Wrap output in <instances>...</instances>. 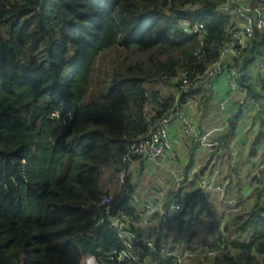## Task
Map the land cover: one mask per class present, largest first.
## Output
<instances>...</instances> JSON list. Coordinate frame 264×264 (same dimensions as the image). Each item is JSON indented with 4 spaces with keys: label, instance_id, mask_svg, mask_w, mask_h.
I'll return each mask as SVG.
<instances>
[{
    "label": "trees",
    "instance_id": "1",
    "mask_svg": "<svg viewBox=\"0 0 264 264\" xmlns=\"http://www.w3.org/2000/svg\"><path fill=\"white\" fill-rule=\"evenodd\" d=\"M222 2L0 0V264H80L84 255L98 264H133L107 259L120 240L100 221L103 207L97 206L106 196L113 214L125 212L128 222L141 219L130 163L113 194L105 176H117L124 168L127 142L146 132L152 113L159 115L172 104L173 95L161 96L149 85L164 82L163 75H174L180 68L200 72L217 59L233 24L232 16L219 10ZM180 18L201 21L207 28L199 59L196 37L181 32ZM141 31L149 33L152 49L132 62L122 55L109 87L81 103L97 55L117 43L121 49L144 52L134 36ZM256 60L264 69V33L258 30L237 62V82L253 94L251 64ZM65 67L72 73L63 81ZM257 82L264 85V73ZM196 91L194 87L188 93ZM249 111L258 123L252 150L264 142V109L246 103L230 115L229 130L219 137L220 143ZM260 183L261 179L242 200L238 196V207L223 225L211 193L198 187L184 190L180 211L172 218L163 215L167 224L175 220L183 230L182 238L171 237L167 246L188 244L203 222L206 236L201 244L213 249L224 244L218 255L203 257L210 264H264ZM177 190L172 199L183 188ZM156 213L153 216L163 217ZM224 232L247 238L228 240ZM153 233L154 248L145 256L152 252L157 257L162 244ZM158 261L163 263L160 257Z\"/></svg>",
    "mask_w": 264,
    "mask_h": 264
},
{
    "label": "built area",
    "instance_id": "2",
    "mask_svg": "<svg viewBox=\"0 0 264 264\" xmlns=\"http://www.w3.org/2000/svg\"><path fill=\"white\" fill-rule=\"evenodd\" d=\"M219 10L235 17L232 18L233 24L227 29L217 59L206 65L200 72L194 73L193 70L180 68L174 75H163V81L174 86L172 104L159 115L152 113L146 132L127 142L126 153L123 157L124 168L119 170L116 176L118 184L123 182L125 164L131 163L132 157L135 156L138 159L153 163H158L164 157L166 151L170 148L169 131L174 125H177V128L186 137L194 138L202 149L213 150L219 147V137L229 130V117L233 111L231 113L230 111L226 112L219 124L214 127L198 131L193 116L187 112L182 101V98L198 82L215 77H221L224 80L228 92L220 103L222 109L226 108L231 98L235 99L237 105L248 103L261 105L264 109V85L258 87V94L255 98L252 92H248L245 87L237 82V62L240 60L248 42L252 39L255 30L264 33V0H223ZM178 25L182 33L196 37L197 58L199 59L203 54L202 50L207 37L205 24L197 20L180 18ZM120 49V44H115L112 48V54L113 51L115 53ZM237 92H240V94L236 95ZM194 94L199 95L198 93ZM196 185L211 194L214 192L219 193L220 200L222 199L223 189L211 176L200 177L197 179ZM181 187L182 184L177 183L175 192ZM184 196L185 191H179V195L170 204V210L180 211ZM165 198L166 196L162 190L157 191L155 197L149 201H143L133 196L136 206L142 211V221L144 223H149V220L157 212ZM106 199L108 198L103 196L97 205L99 208L103 207L100 221L106 222L120 240V245L110 250L107 259L127 260L133 264H145L146 251L154 248L153 239L148 235L131 230L128 226V215L123 211L113 214L109 207L110 202ZM223 247L224 244H221L219 249L208 247L204 251L195 253L190 250L181 251L170 249L167 245H160L157 249V256L174 264H185L187 260H191L195 256L200 258L218 255ZM90 259H94V257L84 255L80 264H90Z\"/></svg>",
    "mask_w": 264,
    "mask_h": 264
},
{
    "label": "crops",
    "instance_id": "3",
    "mask_svg": "<svg viewBox=\"0 0 264 264\" xmlns=\"http://www.w3.org/2000/svg\"><path fill=\"white\" fill-rule=\"evenodd\" d=\"M234 17L235 16H232V18ZM253 65L254 62L251 64V67H253ZM263 73L264 69L260 70L257 75L258 78ZM251 82L255 86L254 92L258 94L257 91L260 84L256 81L255 75L251 76ZM165 83V86H161L159 82L155 83L154 89L158 90L159 95L161 96H172L174 91L173 84L168 82ZM166 87L167 89H165ZM195 87L198 88L196 93L199 95L196 96L195 94L187 93L182 98V101L185 104L187 112L193 116L194 123L198 131H202L205 128H212L219 124L226 112H234L238 106L235 99L231 98L229 99L225 109L220 107V103L226 97L228 92L227 86L221 77L200 81ZM238 94H240V92L236 93V95ZM249 105L255 106L258 110L263 109L261 105ZM245 120L248 121L249 126L244 123ZM257 130L258 123L254 120L253 113L249 111L246 116L237 122L236 129L230 138L223 143H220L218 147L219 149L215 152V164L211 167V175L215 178L214 180H216V182V176L221 178L220 186L223 189V196L220 200V194L214 192L217 196L214 199L213 196H211V199L215 203L217 213L222 219V225L225 223V218L238 207V196H240V200H242L246 196L250 195L257 186L259 179H261L262 182L259 186H264V142L259 141L254 146L253 150L251 147L252 138L256 134ZM246 139H248L247 148H249V156L240 157L236 151L237 145L239 142ZM169 141L170 148L166 151L164 157L158 163L141 159L134 160L129 165V171L132 174V180L134 181V179H136L137 181V183L133 182L135 188L133 196L143 201H149L155 197L157 191L162 190L166 198L157 210V213L159 214H156L158 216L167 214L170 218H172L176 214L175 211L170 210V204L174 200V198L172 199L171 197L172 193L175 192V185L177 183H181V188H183V190H186L187 192L192 191L197 188L196 181L199 177L204 176L203 173L207 170L209 163L214 162L209 161L212 156L209 160L207 158L209 157V153L211 151L200 148L196 140L192 137L188 138L182 134L177 128V125L171 127L169 131ZM225 151L230 153L229 158L224 154ZM249 162H252V164H249ZM214 173L215 176L213 175ZM243 173L246 175L250 174L252 177L251 182L247 183L246 186L244 185V181L242 179ZM218 201H221V203L218 204ZM128 223L131 230L148 235L152 239H154L155 235L153 232H157L158 236L162 240L161 245H167V242H169L173 236L181 237L183 235V230L178 229L176 221L173 220L167 224L165 216L161 218L153 216L147 224L142 221L141 215L140 220L130 219ZM205 233L206 231L202 232L204 236H206ZM197 236L198 233L189 241L188 244L184 243L182 246L177 248V250H191L187 248V245L193 247L194 249L191 251L195 253L206 250L208 248L207 246L201 247V244L196 245L191 243L198 239ZM234 236L240 240L247 238L246 234H234ZM228 250L232 253L236 252L235 249L231 250L228 248ZM151 253L152 252H149L145 256V264H159V257H156ZM261 257L262 256H259L260 259ZM202 258L203 257L198 258L195 256L193 259L187 260L185 264H203ZM162 261V264H174L168 260L162 259ZM95 262V258L89 260L90 264H94ZM96 264L98 263L96 262Z\"/></svg>",
    "mask_w": 264,
    "mask_h": 264
},
{
    "label": "rangeland",
    "instance_id": "4",
    "mask_svg": "<svg viewBox=\"0 0 264 264\" xmlns=\"http://www.w3.org/2000/svg\"><path fill=\"white\" fill-rule=\"evenodd\" d=\"M134 36L137 39L141 40V43H142L141 46L144 49H146V50L144 52L143 51H137L136 53H133L130 49H128L125 46L124 49H120L119 51H117L115 53L113 51V54H112V49H108L106 51H103V52L99 53L97 55V57L95 58V60H94L93 70H92V73H91V75L89 77V86H88V89H87L85 95L80 100L81 103H83L84 101H87L91 96L97 95L100 91L106 90V88L109 87L110 78H111L112 72H113V68L112 67L115 66L114 62H117L118 59L120 60L122 58V55L127 56L128 57V61L132 62V61L136 60L137 58H140L141 56L145 55L147 52H149L152 49L151 48L153 46L152 45V40H151L150 35H149L148 32H145V31L136 32ZM251 68H252L251 74L255 75V78H256V81H257V78H258L257 75H258L259 71L263 69V65H262L261 61L260 60H256L254 62L253 67H251ZM71 73H72V68L71 67H65V69L63 70V74H62V80L66 81L70 77ZM160 85L161 86L162 85L165 86L166 83L160 81ZM149 87L154 89V85L153 84L149 85ZM165 89H167V87ZM165 95H168V94H165ZM244 123H246L247 126H249L248 121L245 120ZM247 145H248V139L239 142V144L237 145L236 151L238 152V155L240 157L249 156V152H248L249 148H247ZM218 149L219 148L217 147V148H214L213 150H210L211 152L209 153V157H207V158L209 160V158L212 156L213 158L211 157V159L209 161L214 162V163H209V166L207 167V170L203 173L204 176H211L212 177V175H211L212 174V172H211L212 168L211 167H212V165L215 164V160H214V158L216 156L215 152ZM224 154L227 155V157L229 158V154L230 153L228 151H225ZM249 164H252V162H249ZM229 166H230V164H229ZM258 172L260 173L259 170H258ZM236 174H237V172H236ZM213 175L215 176V173ZM216 177H217V182H216V180H215V182L218 185H220L221 184L220 183L221 178L219 176H216ZM251 178L252 177H251L250 174L246 175V174L243 173L242 179L244 181L243 183H244L245 186H246L247 183L251 182ZM213 179H215V178H213ZM133 182L137 183L136 179H134ZM105 185H106V188L109 190V192H111L113 194L115 189L118 187V181H117L115 175H112V174L108 173L105 176ZM175 188H176V185H175ZM214 194H215V196H214ZM214 194L211 195V196H213V199L216 198V196H217L216 193H214ZM109 202L111 203V200H109ZM217 203L220 204L221 201H218ZM205 225H206V223H203V222H200L198 224V226L196 227L197 230H198V236H197L198 239L194 240L193 242H191L192 244H196V245H200L201 244V239L205 237L204 234H202L203 231H206V229H205L206 226ZM224 234L228 236V240L231 239V238L237 239V237L234 236L233 233H230V232H226L225 233L224 232ZM230 235H231V237H230ZM167 245L169 246L170 243L167 242ZM203 246L204 245H202L201 247H203ZM202 261H203V264H210V262L207 259H205V258H202Z\"/></svg>",
    "mask_w": 264,
    "mask_h": 264
}]
</instances>
